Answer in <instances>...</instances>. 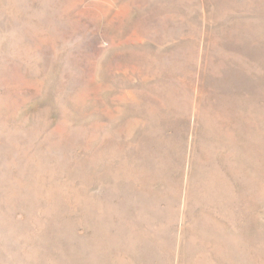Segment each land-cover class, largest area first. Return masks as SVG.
I'll return each mask as SVG.
<instances>
[{
    "label": "rangeland",
    "instance_id": "1",
    "mask_svg": "<svg viewBox=\"0 0 264 264\" xmlns=\"http://www.w3.org/2000/svg\"><path fill=\"white\" fill-rule=\"evenodd\" d=\"M0 264H264V0H0Z\"/></svg>",
    "mask_w": 264,
    "mask_h": 264
}]
</instances>
